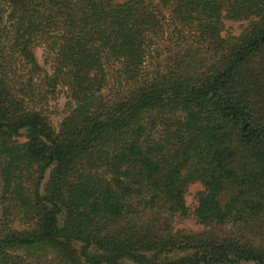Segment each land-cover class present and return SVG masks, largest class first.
Instances as JSON below:
<instances>
[{"label":"trees","instance_id":"obj_1","mask_svg":"<svg viewBox=\"0 0 264 264\" xmlns=\"http://www.w3.org/2000/svg\"><path fill=\"white\" fill-rule=\"evenodd\" d=\"M124 261L264 264V0H0V264Z\"/></svg>","mask_w":264,"mask_h":264},{"label":"rangeland","instance_id":"obj_2","mask_svg":"<svg viewBox=\"0 0 264 264\" xmlns=\"http://www.w3.org/2000/svg\"><path fill=\"white\" fill-rule=\"evenodd\" d=\"M248 21H226V28L223 32V35H240L242 31L247 27ZM37 58L41 64H44V55L42 48H36L35 50ZM67 108V99L65 96H60L58 99L51 100L49 104V112L52 119V123L55 128L58 127L59 123L61 122L62 118L66 114ZM203 189V186L200 182L194 183L189 192L186 195L187 204L190 207L191 211L195 208L197 202V193ZM178 228H186L191 230H201L203 227L199 225L193 216L181 221L178 225ZM122 264H134L131 261H124ZM240 264H255L253 262H245Z\"/></svg>","mask_w":264,"mask_h":264}]
</instances>
